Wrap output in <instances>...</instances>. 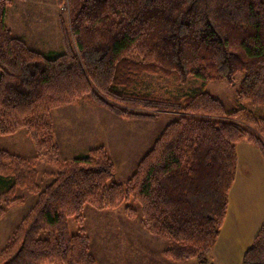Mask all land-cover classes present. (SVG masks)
<instances>
[{"label": "trees", "instance_id": "16d2710c", "mask_svg": "<svg viewBox=\"0 0 264 264\" xmlns=\"http://www.w3.org/2000/svg\"><path fill=\"white\" fill-rule=\"evenodd\" d=\"M24 2L30 0H21ZM61 50L44 53L12 35L5 23L12 0H0V135L23 128L35 159L56 171L41 187L35 160L0 149V218L36 199L0 248V264H96L83 227L85 205L126 206L151 235L165 239L163 258L208 264L226 216L234 181L236 144L246 141L264 160V0H57ZM146 75L169 78L174 92L146 89ZM240 75L236 105L205 89ZM190 78L200 84L185 91ZM85 100L125 119L172 112L152 147L124 183L108 181L114 162L104 146L59 157L50 111ZM78 230L69 233L67 218ZM264 264V222L241 257Z\"/></svg>", "mask_w": 264, "mask_h": 264}, {"label": "rangeland", "instance_id": "374dc122", "mask_svg": "<svg viewBox=\"0 0 264 264\" xmlns=\"http://www.w3.org/2000/svg\"><path fill=\"white\" fill-rule=\"evenodd\" d=\"M60 19L65 26L68 25L67 5L63 2L58 4L57 0L27 2L12 0V4L7 8L5 23L11 29L12 35L23 39L31 48L47 53L60 51L62 48ZM239 78L240 75L236 76L232 84L221 80L210 81L205 85V89L219 98L226 109L230 110L236 105ZM199 84V80L190 78L182 87L188 91ZM146 89L147 91L156 90L168 96L174 92V83L169 78L146 75ZM103 110L105 109L81 100L79 103L59 106L50 111L62 150L59 157L70 159L84 152L82 149L71 150V147L84 135L83 126L78 127L75 122L82 118L90 119L87 121L89 124L97 122L101 125V138L107 139L104 142V148L114 162L115 172L108 183H124L135 171L139 159L152 147L162 128L175 115L168 111L161 112L152 119L137 120L121 118L110 111ZM254 112L264 118V107H258ZM105 114H108L111 119H108ZM0 149L35 160L38 171L37 181L41 187L51 181L52 177L45 175L44 172H55V166L49 162L48 156L35 159L33 142L23 128L12 134L0 135ZM15 194L21 196L23 202L6 207L4 215L0 218V248L36 199L34 194L28 193L23 188H17ZM127 205L139 208L133 200L124 201L114 209L97 210L89 205L84 206L83 227L90 238V250L96 264H141L137 259L144 257V254L140 249V240L134 235V230H131V224L135 218H129L124 213ZM138 220L140 219L135 221L138 222ZM67 224L69 233L77 232L78 226L73 217L67 218ZM150 236L154 237L155 249H163L166 246L165 239L151 234ZM195 262V259H190L179 264H195Z\"/></svg>", "mask_w": 264, "mask_h": 264}, {"label": "crops", "instance_id": "0c3cea01", "mask_svg": "<svg viewBox=\"0 0 264 264\" xmlns=\"http://www.w3.org/2000/svg\"><path fill=\"white\" fill-rule=\"evenodd\" d=\"M105 115L111 119L108 114ZM89 120L82 118L75 122L78 127L83 126L84 135L79 142L71 147L72 151L82 149L85 152L89 148L99 145L105 147L104 142L107 139L101 138V125L97 122L89 124L87 122ZM54 137L60 154L62 150L56 136L55 125ZM236 155V170L234 181L228 193L226 216L216 241L207 256L208 264H241L243 252L250 245L257 230L264 222V160L262 155L256 147L246 141H240L236 144ZM137 219L135 217L133 220L131 230H134V235L140 240V249L144 254V257L137 259L138 263L178 264L162 257V248L155 249L153 246L154 237L150 236L142 227L140 220L135 221Z\"/></svg>", "mask_w": 264, "mask_h": 264}]
</instances>
